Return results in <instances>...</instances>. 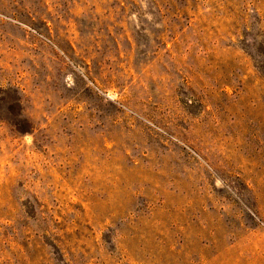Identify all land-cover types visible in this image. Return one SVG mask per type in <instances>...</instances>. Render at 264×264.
I'll list each match as a JSON object with an SVG mask.
<instances>
[{
	"label": "rangeland",
	"instance_id": "obj_1",
	"mask_svg": "<svg viewBox=\"0 0 264 264\" xmlns=\"http://www.w3.org/2000/svg\"><path fill=\"white\" fill-rule=\"evenodd\" d=\"M0 264H264V0H0Z\"/></svg>",
	"mask_w": 264,
	"mask_h": 264
}]
</instances>
